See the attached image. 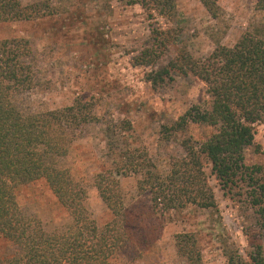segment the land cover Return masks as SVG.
Segmentation results:
<instances>
[{
  "label": "rangeland",
  "instance_id": "obj_1",
  "mask_svg": "<svg viewBox=\"0 0 264 264\" xmlns=\"http://www.w3.org/2000/svg\"><path fill=\"white\" fill-rule=\"evenodd\" d=\"M34 1L48 2L50 14L29 21L0 22V39L25 37L33 49L36 80L22 96L24 107L43 111L70 105L75 98L92 102L99 120L84 127L60 165L85 187L86 208L101 229L112 216L94 186L93 176L102 166L110 165L113 153L137 151L135 154L140 155L139 151H145L154 169L166 175L173 161L185 155L187 146L198 148V143L215 131L214 127L194 123L178 128L180 117L190 106L209 107L203 81L192 74L172 72L164 82L154 85L147 80L151 68L136 64L135 57L150 45L151 29L160 26L172 33L156 67L167 64L180 49L203 58L218 44L232 46L261 18L255 11L258 0H214L215 18L199 0H176L175 14L156 20L148 18L139 5L120 0L22 3ZM125 121L130 123V130L115 136L118 141L110 147L106 123L119 126ZM254 132L255 146L244 151V162L264 166V124H256ZM202 163L216 201L215 210L189 204L180 210L156 212L150 193L138 188V174L119 177L123 244L112 264H187L175 248V235L183 232L196 236L202 264H229V257L237 254L247 259L251 245L257 242L264 250V218L249 204L246 191L250 188L240 183L231 191L222 189L205 157ZM15 192L20 208L38 216L46 230L53 231L70 221L43 179L24 184ZM14 250V245L0 235V264H5Z\"/></svg>",
  "mask_w": 264,
  "mask_h": 264
},
{
  "label": "trees",
  "instance_id": "obj_2",
  "mask_svg": "<svg viewBox=\"0 0 264 264\" xmlns=\"http://www.w3.org/2000/svg\"><path fill=\"white\" fill-rule=\"evenodd\" d=\"M120 1L139 5L153 20L175 14L176 0ZM199 1L213 18L217 16L214 0ZM255 11L261 18L232 46L218 44L203 58L180 49L167 64L158 67L156 63L172 33L160 26L151 29L150 45L135 57L136 64L151 68L147 80L154 85L164 82L172 72L192 74L203 81L209 107L193 104L177 124L178 128L186 123L207 125L215 131L198 143V148L187 146L185 155L173 161L166 175L154 169L145 151H139L140 155L135 154L137 151H117V158L113 153L110 165L102 166L93 176L94 186L112 216L101 229L86 208L85 187L60 165L84 127L99 120L92 102L75 98L70 105L43 111L24 107L22 96L36 80L33 49L25 37L0 39V235L15 247L5 264H112L123 244L119 177L128 173L140 176L138 188L150 193L156 212L180 210L189 204L216 208L202 157L210 163L222 189L231 191L240 183L250 188L246 191L249 204L264 218V166L244 162V151L255 146L254 126L264 124V0L257 1ZM49 12L46 1L23 4L22 0H0V22L35 20ZM130 128L128 121L119 126L106 123L110 147L118 141L115 136ZM39 179L45 181L70 218L53 231L46 230L38 216L25 213L16 200L17 188ZM251 247L247 259L232 255L228 263L264 264L262 244ZM175 248L187 264H202L194 233L176 234Z\"/></svg>",
  "mask_w": 264,
  "mask_h": 264
}]
</instances>
